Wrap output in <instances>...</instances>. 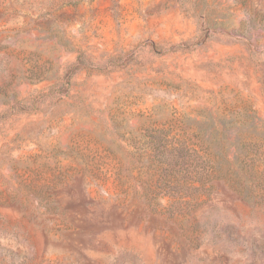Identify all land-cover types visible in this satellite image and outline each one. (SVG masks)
<instances>
[{
	"label": "rangeland",
	"instance_id": "rangeland-1",
	"mask_svg": "<svg viewBox=\"0 0 264 264\" xmlns=\"http://www.w3.org/2000/svg\"><path fill=\"white\" fill-rule=\"evenodd\" d=\"M0 264H264V0H0Z\"/></svg>",
	"mask_w": 264,
	"mask_h": 264
}]
</instances>
